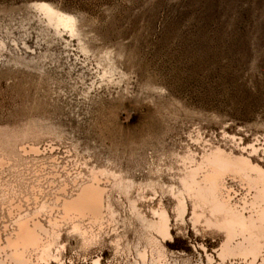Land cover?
<instances>
[{
    "label": "rangeland",
    "instance_id": "374dc122",
    "mask_svg": "<svg viewBox=\"0 0 264 264\" xmlns=\"http://www.w3.org/2000/svg\"><path fill=\"white\" fill-rule=\"evenodd\" d=\"M35 1L72 14L75 33L46 25ZM0 40V134L13 140L0 183L15 191L12 205L0 202V237L11 209L52 204L59 180L110 168L159 183L130 196L147 217L166 209L169 264H218L223 234L192 222L191 202L178 218L161 184L175 182L180 155L210 147L264 168V0H0ZM27 142L37 153L22 151ZM227 185L235 199L245 193ZM111 199L119 214L92 227L98 243L61 228L64 264H132L114 240L131 245L140 226L124 197Z\"/></svg>",
    "mask_w": 264,
    "mask_h": 264
},
{
    "label": "bare ground",
    "instance_id": "6f19581e",
    "mask_svg": "<svg viewBox=\"0 0 264 264\" xmlns=\"http://www.w3.org/2000/svg\"><path fill=\"white\" fill-rule=\"evenodd\" d=\"M30 7L55 32L62 28L75 33L72 14L46 1L32 2ZM2 47L0 40V51ZM0 140L2 171L12 163L7 149L13 146V140L4 134H0ZM20 147L25 153L38 151L34 143L27 142ZM249 148L256 151L253 144H249ZM179 158L182 167L175 182L161 184L175 202L177 217L183 219L186 202H191L192 222L202 221L206 227L223 234L217 250L220 264H264V168L249 157L235 156L220 147H210L198 157L187 151ZM227 178L237 180L245 187V193L238 199L232 196ZM70 179V182L65 178L59 180L52 204L41 203L23 214L21 211L13 213V209L9 211L11 225L8 230L5 228L4 238L0 237V264H49L52 260L64 264L60 253L64 245L59 240L64 226L85 245L98 243V235L92 227L101 226L105 220L113 221L119 214L111 199L112 190L125 198L127 210L140 226L139 235L131 245L127 240L121 243L120 237H116L115 246L122 244L125 251H132V264H169V252L162 243L172 238L166 209L159 203L150 209L151 216L147 217L138 208L136 199L130 196L132 189H140L142 185L153 188L158 182H136L110 168L96 167L90 168L86 175L79 174ZM103 179L109 181V188L102 183ZM14 197V189L7 183H0V202L12 205ZM13 207L20 208L18 204ZM42 214L47 216L45 222L40 219ZM207 258L210 259V255ZM98 263L99 256L92 259V264Z\"/></svg>",
    "mask_w": 264,
    "mask_h": 264
}]
</instances>
